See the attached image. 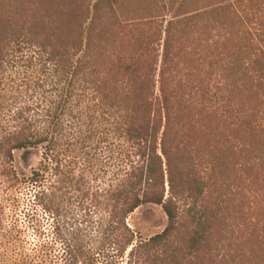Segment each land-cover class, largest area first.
Here are the masks:
<instances>
[{"label": "trees", "instance_id": "1", "mask_svg": "<svg viewBox=\"0 0 264 264\" xmlns=\"http://www.w3.org/2000/svg\"><path fill=\"white\" fill-rule=\"evenodd\" d=\"M3 1L0 73L14 60L13 47L46 58L67 91H77L82 114L93 118L97 107L111 119L108 131L125 152L107 183L86 189L84 168L78 175L64 172L57 135L37 127L22 110L12 124L6 120L0 131L2 172L15 174L16 150L29 163L42 149L33 174L42 187L35 197L53 219L49 239L22 259L122 264L127 255V264H180L183 242L196 247L208 230L227 225L234 197L245 193L241 186L260 185L256 190L264 194V2L250 15L236 6L231 12L232 5L217 0L191 8L183 0V16L164 28L154 26L153 17L134 18L130 33L122 34L114 29L117 13H148L141 1ZM225 14L238 20L235 27H244V19L251 24L240 30L241 38ZM102 169L95 181L107 175ZM49 171L56 182L47 185L42 181ZM66 173L81 191L72 218L64 206L67 194L58 188ZM145 205L161 207L167 225L143 240L128 218Z\"/></svg>", "mask_w": 264, "mask_h": 264}, {"label": "rangeland", "instance_id": "2", "mask_svg": "<svg viewBox=\"0 0 264 264\" xmlns=\"http://www.w3.org/2000/svg\"><path fill=\"white\" fill-rule=\"evenodd\" d=\"M139 1L142 2L143 8H148V13L135 17L118 12V24L117 27L114 25V29L117 28L122 34H129L127 25L134 22V18L141 21L150 17L154 18V26L158 24L164 28L169 19L182 15L185 8L199 4L205 6L211 0H198L196 3L193 2L196 0H187L185 8L180 7L183 0ZM217 1L225 6L232 5L231 12L236 6L240 14L243 11L250 15L258 13L259 4L264 2ZM0 8L7 11L3 0H0ZM225 15L227 24L233 29L238 20L232 22L231 14ZM261 15H264V12ZM113 20L114 18L111 21ZM244 21V27L234 28L238 38H241L240 30L245 29L247 25L251 26L245 19ZM191 48L190 46L188 50ZM9 54L15 58L7 63L5 70L0 73V131L1 126L7 124L6 120L12 124L18 111L22 110L23 115L32 118L37 127L58 136L64 172L74 169V173L78 175L84 168L85 175L90 180L85 186L86 189L92 184L107 183L112 175L113 164L119 157L125 156L121 146L123 142L114 141L112 132L108 131L111 119L107 120V117L101 115L97 107L93 118L90 112L85 111L82 114L80 109L84 102L81 103L77 91H67L65 79L46 58L39 57L27 48L20 52L13 47ZM91 130L95 133L88 137ZM121 151L122 156L118 155ZM42 152V149L38 150L29 163H24L20 157L21 152L16 150L13 162L15 174L4 175L0 167V264H30V261L22 259L21 256L30 252L40 240L49 239L51 234L50 225L53 219H49V214H43L39 204L41 198L35 197L42 186L41 182L34 181L33 174L40 168ZM2 160L0 156V163ZM102 168L106 169L107 175L95 181L96 174L102 172ZM67 174L58 184V188L67 194L64 197V206L69 218H72L78 210L76 197L81 191L76 190L77 185H74V181L72 182ZM45 176L47 178L42 182L47 185L56 180L50 171L45 172ZM241 187H246L245 193L234 197L227 211V225L215 226L208 230L204 240L196 247H188L186 242H183L180 264H264V211L256 210L257 204L264 206V194L261 196L256 190L260 189V185L255 184L252 188L248 185ZM151 207L142 206L128 218L129 225L139 239H148L162 232L167 225V216L162 208ZM121 262L127 264V255Z\"/></svg>", "mask_w": 264, "mask_h": 264}]
</instances>
